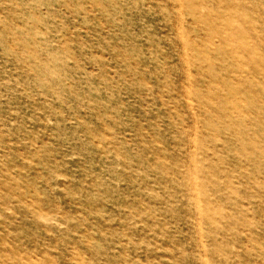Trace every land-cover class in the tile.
I'll list each match as a JSON object with an SVG mask.
<instances>
[{"label":"rangeland","instance_id":"374dc122","mask_svg":"<svg viewBox=\"0 0 264 264\" xmlns=\"http://www.w3.org/2000/svg\"><path fill=\"white\" fill-rule=\"evenodd\" d=\"M0 264H264V0H0Z\"/></svg>","mask_w":264,"mask_h":264}]
</instances>
